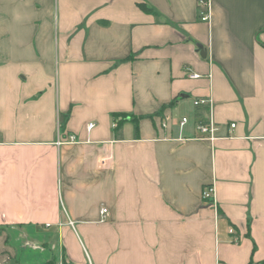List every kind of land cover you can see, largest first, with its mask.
<instances>
[{
    "label": "crops",
    "instance_id": "1",
    "mask_svg": "<svg viewBox=\"0 0 264 264\" xmlns=\"http://www.w3.org/2000/svg\"><path fill=\"white\" fill-rule=\"evenodd\" d=\"M209 6L0 0V264L264 263V0Z\"/></svg>",
    "mask_w": 264,
    "mask_h": 264
},
{
    "label": "built area",
    "instance_id": "2",
    "mask_svg": "<svg viewBox=\"0 0 264 264\" xmlns=\"http://www.w3.org/2000/svg\"><path fill=\"white\" fill-rule=\"evenodd\" d=\"M197 6L199 9L202 11L200 12L199 19L201 22H210V6H209V0H197ZM199 76L197 74L190 73L188 74V78L190 79H197ZM208 104V102L205 99H195L193 102V105L195 107L203 106ZM187 123L186 118H182L180 120V126H183L184 124ZM93 124H90L88 126V129L92 128ZM235 124H230V128H234ZM197 132L199 133V138H206V139H211L214 140L216 139V133L219 130V127L212 121H208L205 123H200L197 125ZM75 138L70 137L69 138V143H75ZM202 200L206 202L209 205L214 204L213 200V188L211 186H207L203 189L202 191ZM108 215V210L106 208H101L100 210V216H101V221L103 222L105 218ZM229 234L234 235V230L232 228L229 229ZM237 239L235 238L234 241Z\"/></svg>",
    "mask_w": 264,
    "mask_h": 264
},
{
    "label": "trees",
    "instance_id": "3",
    "mask_svg": "<svg viewBox=\"0 0 264 264\" xmlns=\"http://www.w3.org/2000/svg\"><path fill=\"white\" fill-rule=\"evenodd\" d=\"M101 24H103V25H107V23L106 22H101ZM114 117H119L118 115H114ZM134 126H135V130L137 129L136 127H137V124L136 123H134ZM46 264H54V262L53 261H49V262H47ZM261 264H264V263H261Z\"/></svg>",
    "mask_w": 264,
    "mask_h": 264
},
{
    "label": "water",
    "instance_id": "4",
    "mask_svg": "<svg viewBox=\"0 0 264 264\" xmlns=\"http://www.w3.org/2000/svg\"><path fill=\"white\" fill-rule=\"evenodd\" d=\"M202 56H205V54L203 55V52L201 53Z\"/></svg>",
    "mask_w": 264,
    "mask_h": 264
}]
</instances>
